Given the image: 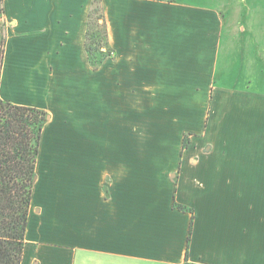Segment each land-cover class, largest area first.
I'll return each instance as SVG.
<instances>
[{
	"label": "crops",
	"instance_id": "obj_1",
	"mask_svg": "<svg viewBox=\"0 0 264 264\" xmlns=\"http://www.w3.org/2000/svg\"><path fill=\"white\" fill-rule=\"evenodd\" d=\"M103 4L94 70L92 0H4L0 99L50 114L22 264H264V82H219L229 1Z\"/></svg>",
	"mask_w": 264,
	"mask_h": 264
},
{
	"label": "trees",
	"instance_id": "obj_2",
	"mask_svg": "<svg viewBox=\"0 0 264 264\" xmlns=\"http://www.w3.org/2000/svg\"><path fill=\"white\" fill-rule=\"evenodd\" d=\"M3 4L4 0H0L2 16ZM5 43L3 29L0 79ZM85 48L94 70L100 69L108 59L115 58L116 53L109 42L102 0H92ZM49 120L50 114L45 110L0 99V264H22L24 260L28 216L37 178V162L43 131ZM189 145L187 135L183 148L186 149ZM178 207L187 210L182 206Z\"/></svg>",
	"mask_w": 264,
	"mask_h": 264
},
{
	"label": "rangeland",
	"instance_id": "obj_3",
	"mask_svg": "<svg viewBox=\"0 0 264 264\" xmlns=\"http://www.w3.org/2000/svg\"><path fill=\"white\" fill-rule=\"evenodd\" d=\"M227 1L219 82L232 89H261L264 82V0Z\"/></svg>",
	"mask_w": 264,
	"mask_h": 264
}]
</instances>
